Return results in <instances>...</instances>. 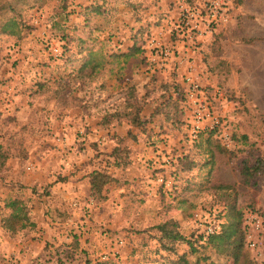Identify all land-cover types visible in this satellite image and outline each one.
<instances>
[{
    "label": "rangeland",
    "instance_id": "1",
    "mask_svg": "<svg viewBox=\"0 0 264 264\" xmlns=\"http://www.w3.org/2000/svg\"><path fill=\"white\" fill-rule=\"evenodd\" d=\"M17 6L0 30V264H264V166L242 174L264 158V0ZM187 76L213 129L192 132ZM14 198L29 219L7 229Z\"/></svg>",
    "mask_w": 264,
    "mask_h": 264
},
{
    "label": "trees",
    "instance_id": "2",
    "mask_svg": "<svg viewBox=\"0 0 264 264\" xmlns=\"http://www.w3.org/2000/svg\"><path fill=\"white\" fill-rule=\"evenodd\" d=\"M37 1V0H35ZM23 5L27 3L24 2V0H0V14L6 13V12H13L14 16L9 17L4 23L0 24V30L2 31H7V27H15L19 21L16 20L15 14L17 13V3H22ZM13 27V28H14ZM11 33H15L16 31L14 30H9ZM264 166V158L259 157L256 159L253 165L248 166L244 165L242 174L246 177L253 176L256 172H261ZM89 180L91 182V187L93 191H99L102 184L108 181V176L98 172V171H93L89 175ZM6 206L9 207L10 209V216L5 218V228L7 229H12L11 227V220L12 219H20L22 220L23 225L25 223H28V213L26 206L22 202V200H19L17 198H14L7 202ZM11 222V223H10ZM30 222V221H29ZM26 225V224H25ZM237 232V229H232V230H220L219 232L213 233L208 235L206 238H203L202 236L199 237V240L205 239V243H208L210 245H218L220 243H226L227 245H230L232 243H236V239L232 240V237L235 235ZM168 237H171V240L177 239V238H182L179 234L175 233L173 236L168 235ZM188 244L192 246L191 242L188 241ZM169 248V247H168ZM240 248V247H239ZM195 251V248H192V252ZM235 259L237 260L239 255L237 252L234 253ZM204 258V262L202 264H212V262H207L206 257ZM200 258H197L195 261H190L189 259L186 258L185 255H180L178 257L176 264H200Z\"/></svg>",
    "mask_w": 264,
    "mask_h": 264
},
{
    "label": "built area",
    "instance_id": "3",
    "mask_svg": "<svg viewBox=\"0 0 264 264\" xmlns=\"http://www.w3.org/2000/svg\"><path fill=\"white\" fill-rule=\"evenodd\" d=\"M185 79L188 84L185 97L190 101L192 107H194L195 121L193 124L192 132L195 134L204 128L213 129L219 122L216 116L212 112L207 110L209 104L206 102L207 99L203 98V94L200 92L201 89L199 84L192 80L189 76H187ZM205 119L209 121L208 124L204 123ZM223 137L224 141L226 143H229V138L226 133H224ZM247 224H250L256 228L260 226L259 219L253 217L250 213L247 214V216H245L244 218V225ZM209 231L212 232V228H210ZM251 245L254 246L255 242H251Z\"/></svg>",
    "mask_w": 264,
    "mask_h": 264
}]
</instances>
